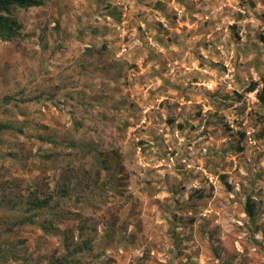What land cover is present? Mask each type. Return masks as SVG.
<instances>
[{
  "label": "clouds",
  "instance_id": "obj_1",
  "mask_svg": "<svg viewBox=\"0 0 264 264\" xmlns=\"http://www.w3.org/2000/svg\"><path fill=\"white\" fill-rule=\"evenodd\" d=\"M0 264H264V0H0Z\"/></svg>",
  "mask_w": 264,
  "mask_h": 264
}]
</instances>
